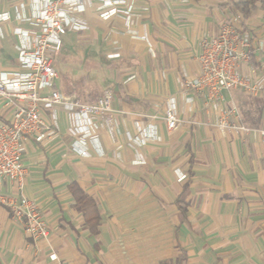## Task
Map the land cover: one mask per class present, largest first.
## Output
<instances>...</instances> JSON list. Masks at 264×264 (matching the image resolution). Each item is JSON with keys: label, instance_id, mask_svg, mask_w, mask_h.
<instances>
[{"label": "crops", "instance_id": "0c3cea01", "mask_svg": "<svg viewBox=\"0 0 264 264\" xmlns=\"http://www.w3.org/2000/svg\"><path fill=\"white\" fill-rule=\"evenodd\" d=\"M237 1L134 0L126 33L115 29L120 19L103 23L89 12V30L62 38L52 54L55 89L84 103L112 93L113 122L100 131L105 155L73 154L66 113L56 108L59 134L44 144L27 141L22 156L24 195L37 204L49 235L33 241L0 206V264H161L181 254L185 264H264L262 139L216 126L221 108L233 106L239 123L264 129V88L256 96L223 90L211 103L186 86L199 74L200 40L225 22L251 35L239 72L264 75V9L243 19L232 7ZM31 8V0H0V14L9 17L1 26L0 73L18 71L20 38L11 30L29 28L17 17ZM170 102L181 121L172 131L164 121ZM10 118L0 99V123ZM136 123L156 139L129 146ZM71 183L95 201L97 234L74 208ZM0 191L11 195L10 182Z\"/></svg>", "mask_w": 264, "mask_h": 264}, {"label": "built area", "instance_id": "2783aa9c", "mask_svg": "<svg viewBox=\"0 0 264 264\" xmlns=\"http://www.w3.org/2000/svg\"><path fill=\"white\" fill-rule=\"evenodd\" d=\"M30 13L17 17V21L29 28H12L13 35L20 38L16 63L18 71L0 73V99L11 109L8 122L0 123V188L6 181L12 185V194L0 191V206L6 207L11 220L17 223L24 234L33 241L46 239L49 229L44 216L35 202L24 195L27 170L22 156L27 141L44 144L59 134L56 108L67 116L66 133L71 139L70 151L78 158H88L91 153L104 157L100 142V131L104 125L112 124V93L103 92L95 101L81 102L55 89L58 73L52 62V54L59 52L62 38L71 32L90 29L87 14L96 20L112 23L122 21L117 27L121 33L131 29L134 0H31ZM95 5L94 8L92 6ZM237 19V18H236ZM9 20L0 14L1 26ZM251 35L248 31L230 23H222L214 36L200 40L198 54L199 74L186 86L206 93L211 103L221 101L223 90H241L256 96L264 88V75L250 79L239 72L240 64L250 57ZM112 54L110 57H116ZM233 121H230V119ZM236 109L223 106L216 118L221 131L237 134L256 132L264 146V129L253 130L238 122ZM169 131L180 124L174 102H170L164 113ZM113 130L109 128V133ZM151 128L135 125V135L127 136L129 146H144L155 140ZM50 259L55 256L50 255Z\"/></svg>", "mask_w": 264, "mask_h": 264}, {"label": "trees", "instance_id": "16d2710c", "mask_svg": "<svg viewBox=\"0 0 264 264\" xmlns=\"http://www.w3.org/2000/svg\"><path fill=\"white\" fill-rule=\"evenodd\" d=\"M264 9V0H238L232 4L233 9L243 18L248 19L258 9ZM68 189L74 198V208L84 217L86 229L91 234L98 233L100 221L99 211L95 201L89 197L76 183H71ZM185 264L184 255H179L173 262H162L161 264Z\"/></svg>", "mask_w": 264, "mask_h": 264}, {"label": "rangeland", "instance_id": "374dc122", "mask_svg": "<svg viewBox=\"0 0 264 264\" xmlns=\"http://www.w3.org/2000/svg\"><path fill=\"white\" fill-rule=\"evenodd\" d=\"M58 54H59V52H58ZM57 57V54H56V56H55V58Z\"/></svg>", "mask_w": 264, "mask_h": 264}]
</instances>
